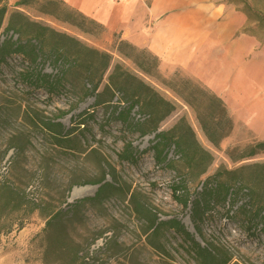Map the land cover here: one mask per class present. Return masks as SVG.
I'll return each instance as SVG.
<instances>
[{"label": "rangeland", "instance_id": "1", "mask_svg": "<svg viewBox=\"0 0 264 264\" xmlns=\"http://www.w3.org/2000/svg\"><path fill=\"white\" fill-rule=\"evenodd\" d=\"M18 1L2 0L8 13L0 29V43L10 36L13 40L17 38L16 34H6L3 30L9 14L20 12L32 22L111 54L115 61L135 71L129 59L118 55L119 35L106 29L93 34L81 32L75 26L44 14V0L27 6H17ZM225 4L248 16L242 34L252 40L253 57H261L264 61V0H229ZM25 34L29 35L30 29ZM134 47L157 63V72L151 83L177 106L160 124L159 130L173 128L183 117L207 156L197 166L187 168L186 171H192L188 176L182 171L176 173L174 169L158 167L152 152L147 150L153 135L141 137L130 131L111 120L105 108H94L92 97L80 101L69 87L48 95L42 89L33 90L17 83V72L26 63L18 58L8 60V65L0 66V184L3 182L12 187L21 199L16 197L7 205L0 192V226H11V232L0 234V264H70L71 254L76 250L80 255L91 257L95 264H199L194 260L190 251L192 246L184 240L181 230L175 232L165 228L152 236L145 215L134 212L131 194H135V203L142 204L146 211L156 214L161 220L178 221L181 228L204 245L189 220L190 202L201 191L203 181L213 176L225 181L231 177L229 172L242 166L264 163V154L240 158L257 141L244 127L235 125L223 101L230 121L226 128L231 129L217 146H213L202 132L197 116H204L206 99L214 94L184 70L162 63L145 48ZM43 69L52 72L48 63ZM184 83L187 89H183ZM178 93H182L187 101L180 99ZM241 108L238 103L236 110ZM137 116V108H134L131 117L136 121ZM47 120L61 122L65 130L72 128L74 123L84 122L71 135L74 139L71 149L57 145L43 130L40 124ZM128 143L136 152L135 163L119 158ZM168 158L178 159L173 146ZM185 162L188 163V159ZM202 163V166L209 165L205 174L197 177ZM175 168L178 169V165ZM250 172L245 169L237 176L243 180ZM110 174H114L118 182L117 192L102 203L89 201L98 186L103 184V178L112 182ZM97 182L100 183L95 184ZM176 182H183L188 191L186 208L172 196L171 189ZM213 184H209V188L213 189ZM75 191L77 194L73 196ZM261 191L264 192V186ZM229 199L223 206H216L215 213L202 222V235L216 247L217 252L230 258L228 264H264L261 221L247 222L249 218L241 215L239 206L247 203L246 197L234 207ZM20 202L33 204L37 209L30 213L28 205L21 207ZM3 208L7 209L6 213L9 210L13 213L1 216ZM228 208L232 216L230 220L224 218ZM55 212H59V216L52 230L57 240L48 246L46 238L52 230L45 231L46 221Z\"/></svg>", "mask_w": 264, "mask_h": 264}, {"label": "trees", "instance_id": "2", "mask_svg": "<svg viewBox=\"0 0 264 264\" xmlns=\"http://www.w3.org/2000/svg\"><path fill=\"white\" fill-rule=\"evenodd\" d=\"M34 1L37 0H19L16 5L27 6ZM228 1L224 0V2ZM43 7L44 14L70 26H75L81 32L93 34L98 30L105 29L62 0H44ZM7 13L6 5L2 4V0H0V29ZM27 29H30L29 35L25 34ZM3 31L6 34L12 32V34L17 35V38L13 40L10 36L0 43V66L8 65V60L15 58L26 63L17 72V83L29 86L33 90L42 89L48 95L59 92L60 88L69 87L72 92L77 94V99L80 101L92 97L93 107L105 108L111 120L119 122L124 127L129 128L130 131H135L141 137L153 135L147 150L152 152L154 163L158 167H168L176 170V173L182 171L188 176L192 171H186L187 168L197 166L199 161L207 156V152L200 147L192 128L183 117L178 120L173 128L159 130L160 124L176 110L177 106L151 83L157 72V63L148 57H144L142 52L128 42L121 40L120 37L116 45L118 55L120 58L129 59L135 66V71L125 67L122 62L115 61L111 54L90 48L74 37L37 22H32L20 12L9 14ZM45 63L51 65L52 72L44 71ZM103 82L106 83L103 84ZM183 86V89H187L185 83ZM193 94L194 92L191 93V95ZM214 95L208 96L204 116L198 115L197 120L207 140L213 146H217L220 140L228 135L231 128H226V125H230V121L222 100ZM178 96L187 101L182 93H178ZM134 108H137L138 111L136 121L131 117ZM140 117L142 118L139 120ZM83 124V121L74 123L72 128L65 130L61 122L47 120L41 122L40 126L51 135L57 145L71 149L74 145V139L71 135L74 129ZM172 146L178 156L177 160L168 158ZM135 153L131 143H128L125 144L119 158L128 163H135L137 161ZM258 154H264V141L255 143L240 158H252ZM187 159L188 163L185 162ZM203 163L200 165L202 166ZM176 165H178V169L175 168ZM208 165L202 166L196 176L204 175ZM245 169L251 172L247 178L241 180L237 174ZM228 175L231 177L225 181L218 180L216 176L207 177L202 183L201 191L196 193L195 198L190 202L189 220L204 245H201L192 234L181 228L182 225L178 221L161 220L156 214L146 211L142 204L135 203V194H131L130 203L136 214L145 215L152 236L165 228L173 229L175 232L181 230L184 240L192 246L190 251L193 253L194 260H197L199 264H228L230 258H226L225 255L217 252L216 247L205 240L201 232V224L215 213L216 206H223L228 197L232 207L241 198L246 197L247 203L242 204L237 209L239 208L242 216H245L246 219L249 218L247 222L261 221V229L264 231V192L261 191L264 186V163L242 166L233 172H229ZM109 176L112 182L103 178V184L98 186L94 196L89 201L102 203L110 195L117 192L118 182L114 174ZM176 183L171 189L172 196L186 208L189 203L188 191L185 190L186 186L184 187L183 182ZM211 183H214L213 189L209 188ZM179 191L181 194L178 193ZM0 192L5 196L7 205L16 197L21 199L12 187L3 182L0 184ZM19 205L21 207L28 205L30 213L37 209L35 205H30L27 202H20ZM6 211L7 209L3 208L1 216L13 213L11 210L7 213ZM226 211L224 218L230 220L232 216L229 215V208ZM58 216L59 212L49 216L46 221V232L52 230ZM20 229L21 227H18V230ZM5 232H11L10 225L0 226V234ZM56 240L57 237L54 236L52 230L51 235L48 234L46 238L48 246L55 243ZM151 245L158 249L154 244ZM95 263L96 261L88 255H80L78 250L71 254L70 264Z\"/></svg>", "mask_w": 264, "mask_h": 264}, {"label": "crops", "instance_id": "3", "mask_svg": "<svg viewBox=\"0 0 264 264\" xmlns=\"http://www.w3.org/2000/svg\"><path fill=\"white\" fill-rule=\"evenodd\" d=\"M62 1L200 81L226 104L236 126L264 141V61L253 57L252 40L242 34L244 12L224 0Z\"/></svg>", "mask_w": 264, "mask_h": 264}, {"label": "bare ground", "instance_id": "4", "mask_svg": "<svg viewBox=\"0 0 264 264\" xmlns=\"http://www.w3.org/2000/svg\"><path fill=\"white\" fill-rule=\"evenodd\" d=\"M76 194H77V192L75 191V192L73 193V196H76Z\"/></svg>", "mask_w": 264, "mask_h": 264}]
</instances>
